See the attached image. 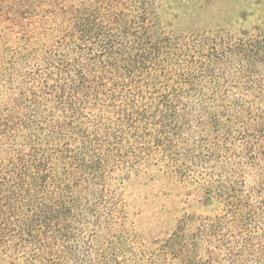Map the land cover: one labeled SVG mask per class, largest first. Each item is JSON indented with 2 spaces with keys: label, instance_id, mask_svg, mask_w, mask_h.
<instances>
[{
  "label": "trees",
  "instance_id": "trees-1",
  "mask_svg": "<svg viewBox=\"0 0 264 264\" xmlns=\"http://www.w3.org/2000/svg\"><path fill=\"white\" fill-rule=\"evenodd\" d=\"M41 1L46 0H0V38H23L40 16ZM138 1L137 12L124 0H102L100 8H60L69 14L84 11L81 17L87 22L103 25L72 59L62 60L60 43L25 75L24 84L33 95L27 103L7 100L0 105V264H108L95 257L98 248L90 244L87 230L100 223L98 211L107 203L112 171L129 167L121 155L138 144L144 145L141 151L149 149L146 125L157 127L160 134L176 120L175 110L187 104L181 88L194 74L204 75L212 91L224 93L235 86L222 69L226 55L239 65L251 56L245 70L249 74L255 65L264 68V12L256 34H246L231 47L223 40L209 45L204 35L172 38L156 33L150 0ZM181 51L191 53L185 71L169 89L163 87L157 67L174 69ZM36 93L43 99L42 110L34 104ZM90 111L96 112L94 117ZM224 117L207 112L200 120V137L209 131L229 133L233 124ZM243 128L244 159L253 166L264 160V121ZM20 130L27 134L20 136ZM215 151L202 159L211 160L219 154ZM233 168L211 172L206 197L209 202L211 194L220 198L227 210L220 220L231 229L225 230L220 247H205L200 264L222 259L221 264H264V213L247 205V182L231 179ZM59 170L70 176V184H60ZM250 191L264 201L262 184ZM187 239L180 241L186 244ZM124 243L116 244L117 250ZM144 252L152 258L151 251ZM171 256V261L164 254L163 261L152 258L147 264H198L194 249H179Z\"/></svg>",
  "mask_w": 264,
  "mask_h": 264
},
{
  "label": "rangeland",
  "instance_id": "rangeland-1",
  "mask_svg": "<svg viewBox=\"0 0 264 264\" xmlns=\"http://www.w3.org/2000/svg\"><path fill=\"white\" fill-rule=\"evenodd\" d=\"M124 1L133 12L138 11V0ZM40 3V16L23 38H0V105L7 100L27 103L33 95L24 84L25 75L35 71L40 60L60 43L65 54L62 60L72 59L89 46L103 25L87 22L81 17L84 11L69 14L59 10L69 5L100 8L102 0ZM149 5L156 33L172 38L204 35L209 45L223 40L235 47L246 34L255 35L254 29L263 23L264 0H150ZM190 56L181 51L174 69L157 67L163 87L169 89L184 73ZM249 58L244 57L239 65L231 55L225 56L222 69L235 86L224 93L212 91L204 75L194 74L181 88L187 104L175 110L176 120L164 126L160 134L157 127L146 125V138L152 141L149 149L141 151L144 145L138 144L121 155L122 163L129 167L112 171L105 194L107 203L98 211L100 223L87 230L90 244L98 248L97 259H107L108 264H147L152 258L163 261L164 254L171 261V254L179 249H194L193 261L200 264L207 255L205 247H220L225 230L231 229L220 220L227 213L220 198L211 194L209 202L206 197L211 172L222 166L234 167L231 179L246 180L245 202L250 209L258 207L264 213V201L256 200L250 191L259 184L264 187V160L250 166L244 159L246 142L241 137L246 124L264 121V68L255 65L249 74L245 71L249 70ZM34 99L37 110H42L43 99L38 94ZM15 105L8 107V113L12 114ZM207 112L222 113V119H231L229 133L209 131L201 138L200 120L204 121ZM89 114L94 117L96 112ZM26 134L20 130V136ZM216 149L219 154L211 155V160L202 159L203 154L216 153ZM59 172L60 184H70V176ZM226 220H230L228 216ZM181 237H188L186 244ZM123 240L124 245L117 250L116 244ZM144 251H151L152 258Z\"/></svg>",
  "mask_w": 264,
  "mask_h": 264
}]
</instances>
